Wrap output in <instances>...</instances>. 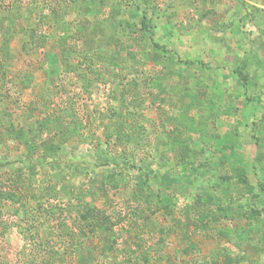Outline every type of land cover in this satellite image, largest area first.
<instances>
[{
	"label": "rangeland",
	"instance_id": "1",
	"mask_svg": "<svg viewBox=\"0 0 264 264\" xmlns=\"http://www.w3.org/2000/svg\"><path fill=\"white\" fill-rule=\"evenodd\" d=\"M263 188L264 0H0V264H264Z\"/></svg>",
	"mask_w": 264,
	"mask_h": 264
},
{
	"label": "trees",
	"instance_id": "2",
	"mask_svg": "<svg viewBox=\"0 0 264 264\" xmlns=\"http://www.w3.org/2000/svg\"><path fill=\"white\" fill-rule=\"evenodd\" d=\"M143 26L144 27L146 26L144 20H143ZM134 40H137V39L134 38ZM238 70H240V69H238ZM239 73H240V71H239ZM69 110L70 109H66V112ZM70 112H71V110H70ZM66 115L71 116L72 114L67 113ZM71 122L72 121L70 120L69 123H71ZM7 133H8V135L15 137L14 139H21V141L25 140V139L23 140V137H21L20 131L17 128H12V130L7 128ZM262 190L264 191V188ZM0 197H4V192L1 189H0ZM141 200H143V199H141ZM79 210L81 211L80 215L78 216L79 217V220H78L79 221V223H78L79 229L81 231H83L85 234H86V232L84 230L88 229L89 231L92 232V234L94 236L99 235V241L101 243L99 247H101V249L104 247L108 248L107 244H110L109 249H112L114 247V245H116L115 243L118 242V237H117L118 231L116 229L118 222L116 220L114 221L112 219V217L110 215H108L106 212H104L103 210H101L99 208H96L95 206L91 205L90 203H84ZM260 212L261 211H259V215H260ZM118 218L120 219L119 215H118ZM80 223L82 226L80 225ZM109 242H111V243H109ZM113 250H114V248L112 249V251ZM87 253H88V255L93 256V249L90 246H87Z\"/></svg>",
	"mask_w": 264,
	"mask_h": 264
}]
</instances>
